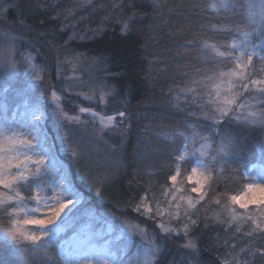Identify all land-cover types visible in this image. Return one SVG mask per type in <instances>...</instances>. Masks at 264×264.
Masks as SVG:
<instances>
[{
  "label": "snow or ice",
  "instance_id": "1",
  "mask_svg": "<svg viewBox=\"0 0 264 264\" xmlns=\"http://www.w3.org/2000/svg\"><path fill=\"white\" fill-rule=\"evenodd\" d=\"M208 7L214 13L231 14L224 16L223 26L212 27L213 31L226 34L228 43L201 40L181 45L182 48L199 45L201 65L193 68L188 83L177 87L169 100L178 110L181 104L189 105L188 116H197L191 108L199 107L201 115L197 118L207 123L186 122L183 129L163 133L165 139L181 142L173 150L174 164L168 166L174 172L168 177L172 188L164 193L167 196L171 191L168 203L176 211L162 210L157 203L154 213L146 191L134 211L150 219L165 215L170 219L179 217L185 197H177L179 189L175 185L182 165H193L186 179L196 185L191 191L201 193L200 200L204 199L201 187L205 182L215 179L217 186L223 182L226 158L240 155L244 149L237 137L220 131L222 122L264 129V0H214ZM126 31L127 24L122 33ZM34 61L35 57L28 53L20 62L27 65L35 83L17 90L12 97L7 95L8 87L0 94V241L7 245L10 256L20 258V264H158L162 250L159 237L149 235L138 224L121 221L118 232L112 228L97 231L90 224L72 227L81 211L83 197L60 153H69L72 160L79 161L84 155L78 139L84 131L80 126L91 122L99 125V132L111 130L118 127L117 118L122 122L126 113L104 114L103 109L98 112L79 107L77 114H70L65 104L73 95L72 86L60 89L64 93L63 102L55 90L46 95L43 67ZM7 67H17L15 58L7 62ZM75 95L100 105L106 103L104 92L98 99L86 93ZM45 99L53 103L50 117L44 110ZM81 114H86L88 119L82 120ZM217 136L219 140L215 139ZM259 149L264 161V142L259 144ZM90 175L83 173L80 180L93 186ZM258 175L264 179V167ZM228 200L242 209H248L250 204L264 205V183L246 184L243 192L228 196ZM196 203L189 197L187 208H195ZM226 210L233 221L247 219L255 225L249 237L257 231L264 233V211L241 217L235 208L226 207ZM189 223L196 222L189 218ZM157 227L164 238L178 234L177 229L163 222ZM188 229V224L182 229L186 238ZM136 236L140 237L138 243ZM184 246L195 248L191 239ZM52 249L56 250L54 255ZM250 254L264 257V245ZM233 264L238 262L234 260Z\"/></svg>",
  "mask_w": 264,
  "mask_h": 264
},
{
  "label": "trees",
  "instance_id": "2",
  "mask_svg": "<svg viewBox=\"0 0 264 264\" xmlns=\"http://www.w3.org/2000/svg\"><path fill=\"white\" fill-rule=\"evenodd\" d=\"M1 1L6 8L0 25L21 37L16 55L20 68L23 56L31 53L34 62L43 67L42 83L47 87L54 76L55 51L97 59L104 66L101 78L113 89L110 102L115 110L126 113L125 131L113 138L119 149L120 166L113 174L106 172L107 181L100 191L104 199L80 180L90 164L72 160L69 153H60L86 204L143 225L157 235L162 245L158 264H225V261L233 264L237 255L238 264L253 261L264 264V257L250 254L264 245V233L257 231L248 236L255 227L250 220L233 221L229 226L208 223L211 212L230 206L243 211L230 204L228 196L243 192L245 185L252 183L245 173L262 162L259 144L264 142V129L222 122L220 131L237 137L244 151L226 158V171L219 186L215 179L206 182L201 211L196 223L188 229V236L195 241L193 250L183 246L184 234L164 238L155 222L135 212L132 206L146 191L150 195L151 189L155 191L168 184V177L174 174L168 166L174 164L173 150L181 142L165 139L163 133L183 129L186 122L207 123L197 118L201 115L199 107L191 108L197 116H188L189 105L181 104L178 110L169 103L177 87L187 84L193 68L201 65L199 45L190 48L181 45L201 40L227 44L228 36L213 31L212 27L223 26L224 16L231 14L212 12L208 5L214 0ZM125 24L127 31L122 33ZM45 93L50 96V92ZM7 95L15 94L8 91ZM43 106L50 117L53 103L45 99ZM69 109H73L70 102L65 104V110ZM215 139L219 140V136ZM95 160L94 169L104 171L98 164L100 159ZM192 166L182 165L179 177H187ZM254 207L249 206L252 212L248 216L258 211ZM241 222L244 226L239 227L237 223ZM231 243L234 259L230 260L226 247ZM55 251L50 250L53 255ZM3 260L20 264V258L10 256L7 245L0 241V261Z\"/></svg>",
  "mask_w": 264,
  "mask_h": 264
},
{
  "label": "rangeland",
  "instance_id": "3",
  "mask_svg": "<svg viewBox=\"0 0 264 264\" xmlns=\"http://www.w3.org/2000/svg\"><path fill=\"white\" fill-rule=\"evenodd\" d=\"M6 8V5L2 4V1L0 0V17L3 14L4 10ZM21 37L14 33L12 30L7 28L6 26L0 25V94H2L3 89L8 87L9 91L15 94V92L19 89L25 88L27 84L29 83H35V81L31 78V73L27 69V65L23 64V67H19V61L16 58L17 51H18V45ZM15 58L17 61V67L10 68L7 67V62L11 59ZM51 58V54H50ZM53 64H54V76L53 79H51V82L47 84V87H43V90L50 92L52 90L57 91L58 95L61 96V100L64 98V93L60 92V89L62 87H68L69 85L72 86L71 91L73 95L71 96L69 102L73 106V109L66 110L70 114H77L79 107H85V108H92L95 111H101L103 109L104 114H115L118 112L115 110V108L112 105V102H110L111 96L113 94V89L109 85H107L106 82L101 78L102 76V69L104 66L100 63L99 60L93 59V58H87L85 56L81 55H66L62 53H57L55 51V55H53ZM1 82L3 84L1 85ZM53 84V85H52ZM83 85V87H76V85ZM104 92L106 93V103L104 105H100L93 101H88L84 99V97L77 96L75 93H86L88 95H94L97 99L100 96V93ZM86 102L82 103L81 101H78V99ZM50 100V99H49ZM51 101V100H50ZM52 103V101H51ZM92 106V107H91ZM82 120H87L88 116L86 114H81ZM118 127L106 130L103 132H99V125H93L91 122H89L87 125H81L80 127L84 129L82 132V136L78 137V139L81 142V145L84 149V155L83 158L80 159L85 164H90L87 169L83 173H90V179L92 181V185L90 187H93L94 191L97 193V189H99V197L101 199H104L103 196H100L101 193V187L103 182L107 181L106 172H116L120 166L119 163V152H118V146L114 143L113 138L116 135H121L125 131V125L123 121L121 122L120 118H117L116 121ZM122 140V139H121ZM198 146V145H197ZM95 157L99 160L100 167L104 168L103 170H96L94 169L96 160ZM86 161H89L86 163ZM256 165V168H253V166L250 167V169L247 170L246 176L249 178L255 177V179H252V183H264V179L261 178L258 173L261 171V168L264 167V161L261 163L254 164ZM70 175V173H69ZM109 175V174H108ZM206 182L203 184V187H201V192L204 193V186ZM194 185L192 182L187 181L186 177H178L177 183L175 185V188L179 189V192L177 193V197L180 195H183L185 197V200L181 202V208H180V215L179 217L170 219L167 215L163 217H156L155 219H152L156 225L158 223L163 222L166 225L173 227L178 230L179 233H183L182 229L185 224H188L189 227L193 224L189 223V218L191 221H195L198 218L199 212L201 211V202L200 200V194L199 192L194 193L191 191V188ZM172 184L171 181H169L168 184L162 185L153 191L151 189L150 195H148V203L153 208V212L155 213L156 205L159 203L162 210L175 212V207H169L168 201L171 199V191L168 192L167 196L164 194L165 190L171 189ZM82 195V194H81ZM83 197V195H82ZM191 197L194 203H196L195 208H187L186 201L187 199ZM86 199L83 197L81 211L80 213L75 217V221L72 222L73 228H80L83 227L85 224H90L95 230L100 231H107L109 228H112L113 230L117 231L120 228V222L125 221L126 223L131 224H138L136 222L128 221L126 219L120 218L114 214H111L107 211L96 209L93 206H89L86 204ZM230 202V201H229ZM140 203V199L134 203L133 209L135 208L136 204ZM231 204V202H230ZM240 210H243L237 213H239L240 216H248V209H242L239 207V205H235ZM249 206H256L253 209L258 211H264V205H254L250 204ZM229 208H232L231 206ZM185 210L187 211V216H185ZM247 210V211H246ZM209 221L208 223H214L216 225L223 223L224 226H229L233 222L231 219V216L228 215V212L226 209H220L217 212H211L208 216ZM246 221V220H244ZM243 221V222H244ZM240 227L243 223H237ZM141 228H144L148 230L145 226L138 224ZM244 226V225H242ZM262 227H264V223H262ZM158 228V227H157ZM230 228V227H227ZM159 229V228H158ZM149 235H152L153 233L148 230ZM71 234V232H70ZM69 234V235H70ZM163 236V235H162ZM187 239H191L192 242L195 244V241L192 237L185 238V242L183 243V246L186 244ZM136 242L138 243L140 240L139 236L135 237ZM232 246L233 243L229 247H226V252L229 255V259H234L232 254ZM185 247V246H184ZM187 250H193V248H186ZM238 255L235 258V261H239L237 258ZM230 259V260H231Z\"/></svg>",
  "mask_w": 264,
  "mask_h": 264
}]
</instances>
